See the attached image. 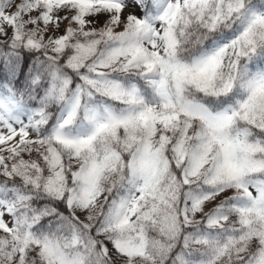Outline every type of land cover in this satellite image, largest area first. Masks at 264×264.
I'll use <instances>...</instances> for the list:
<instances>
[{
    "label": "snow or ice",
    "instance_id": "obj_1",
    "mask_svg": "<svg viewBox=\"0 0 264 264\" xmlns=\"http://www.w3.org/2000/svg\"><path fill=\"white\" fill-rule=\"evenodd\" d=\"M0 264H264V0H0Z\"/></svg>",
    "mask_w": 264,
    "mask_h": 264
}]
</instances>
